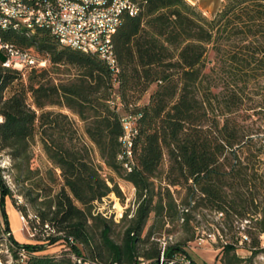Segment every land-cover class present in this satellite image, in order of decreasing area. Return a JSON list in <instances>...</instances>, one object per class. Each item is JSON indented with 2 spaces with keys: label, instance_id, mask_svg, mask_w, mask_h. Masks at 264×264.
Masks as SVG:
<instances>
[{
  "label": "trees",
  "instance_id": "trees-1",
  "mask_svg": "<svg viewBox=\"0 0 264 264\" xmlns=\"http://www.w3.org/2000/svg\"><path fill=\"white\" fill-rule=\"evenodd\" d=\"M135 2L138 15L124 14L113 36L118 72L97 54L62 46L47 28L0 30L3 44L48 61L46 68L29 72L36 80L28 91L35 109L27 103L25 89L6 98L23 73L4 68L0 61V150L9 151L12 159L27 157L29 142L38 130L44 152L64 180L52 204L54 210L51 212L49 202V211L39 216L44 231L52 227L61 235L34 245L19 244L11 234L5 200L13 195L0 176V233L8 235L13 264H140L142 260L158 264L157 246L140 254L138 245L147 243L155 224L179 215L169 187L159 194L154 189L165 156L169 162L167 185L187 191L185 217L192 202L193 208L204 206L241 220L258 214L251 210L256 198L249 176L256 165L240 152L257 138L260 127L255 129L256 121L246 126L239 118L245 111L251 112L246 119L257 115L264 121V98L250 99L249 105L245 102L246 93L264 82V0H224L213 19L186 0ZM51 64L76 67L79 73L74 80L55 84ZM154 85L146 105L130 102L129 97L143 95ZM112 98L115 107L110 105ZM53 106L65 107L85 122V133L105 165L136 189L139 204L121 244L111 238L108 220L93 213L94 202L111 193L121 196V191L102 177L85 146H65L64 140L71 142L75 135L73 124L65 123L66 116L45 111ZM120 109L137 118L132 158L125 155L121 142ZM151 214L156 223L148 229L146 240L142 236ZM90 221L102 223L96 248ZM257 223V236L250 246L253 255L264 252L259 250L264 213ZM61 241L78 260L39 255ZM181 246H169L164 256L186 254ZM223 250L229 255L235 247L226 245ZM233 260L241 262L236 255Z\"/></svg>",
  "mask_w": 264,
  "mask_h": 264
},
{
  "label": "rangeland",
  "instance_id": "rangeland-1",
  "mask_svg": "<svg viewBox=\"0 0 264 264\" xmlns=\"http://www.w3.org/2000/svg\"><path fill=\"white\" fill-rule=\"evenodd\" d=\"M192 6L198 8L205 17L213 19L221 10L224 0H186ZM210 54L209 58H212ZM50 76H52L53 83H67L74 80L79 70L72 66H61L55 68L52 64L49 68ZM52 72V73H51ZM31 73H23L20 80L6 92V98L11 96L15 91L25 89L27 92V103L33 109L32 95L29 91L31 83L36 82L32 80ZM155 90V85L152 86L143 95H135L134 98L129 97L130 102L144 106L149 102L150 95ZM117 90L114 91L113 97H117ZM246 104H250V99L264 98V82L256 90H251L246 93ZM259 94V95H258ZM113 99V98H112ZM114 100V99H113ZM245 108H247L245 106ZM125 109V108H124ZM120 109L119 113L125 117L128 113ZM259 110V109H258ZM45 111L52 112L54 115L66 116L65 123H72L74 129V137L70 142L68 139L64 140L66 147L81 148L85 146L89 150V155L94 166L99 170L103 178L107 180L109 185L113 187L116 184L121 191V196L116 193H111L107 197L93 203V213L95 216L107 219L112 228L111 238L117 243L121 244L123 241L125 230L129 225L130 219L134 216L137 210L139 201L135 187L127 182L124 178L116 172L108 168L102 160L97 147L89 140L85 133V122H83L76 114L65 107H46ZM38 115L40 111L37 110ZM251 113V112H249ZM245 111L240 113V121L247 125L255 124V129L260 127L257 138L253 143L244 148L240 155L242 158L248 157L254 163L255 171H249V176L252 178V186L255 200L253 211L258 214L253 216V219L241 220L236 216H226L215 210H210L204 206H196L192 202L189 215L184 216L187 200V191L181 187H171L167 185L165 180L169 167L168 158L165 156L162 166L159 170L157 178L154 179L155 193H164L169 187L176 205L179 215L174 219H166L165 221L155 224V214H151L147 228L142 236L146 239L148 229L152 225V236L147 240L146 244L140 243L138 245V252L140 254L149 251L152 246H157L160 249V259L163 264H169L170 261H177L183 257L192 259L197 263L206 264H225V262L235 263L233 255L241 259L237 264H264V252H258L253 255L250 251V246L254 243L257 236L258 223L263 217L264 213V121L259 120L260 116L247 118ZM61 119V118H58ZM261 125V126H260ZM9 151L0 150V176L5 181L6 185L12 191L13 198H7L11 201L15 209L21 217L25 215V223L27 226L28 237L31 240L30 244L48 243V237H56L58 234L55 228L47 229L46 231L40 225V213L48 212V205L51 202V212L54 210L52 204L56 201L58 194L64 186V180L60 169L53 163L43 149L41 134L37 130L34 138L29 142L28 156L21 159H12ZM158 198H155L156 203ZM79 206V205H78ZM24 209L25 213L22 212ZM125 214L128 217L125 219ZM52 216V215H51ZM22 221V220H21ZM15 224V222H14ZM91 231L94 234L92 241L93 247L100 245V233L102 230V223L100 221H90ZM30 226L35 228L31 231ZM45 229V228H44ZM35 235V236H34ZM259 250L264 251V236L260 237ZM182 245L186 254L179 253L172 258L164 256L166 249L169 246ZM226 245H233L235 252L225 254L223 248ZM70 248L64 242H58L53 246H47V250L39 255H49L57 259L71 258L72 261L78 260L73 258L70 253ZM84 253L90 256L89 250L84 248ZM182 257V258H181ZM82 262V260H79ZM80 262V263H81ZM14 260L10 252L8 235L3 231L0 233V264H13ZM140 264H151V261L142 260Z\"/></svg>",
  "mask_w": 264,
  "mask_h": 264
},
{
  "label": "built area",
  "instance_id": "built-area-1",
  "mask_svg": "<svg viewBox=\"0 0 264 264\" xmlns=\"http://www.w3.org/2000/svg\"><path fill=\"white\" fill-rule=\"evenodd\" d=\"M138 13L139 6L135 0H0V30L47 28L62 46L97 54L112 70L118 72L113 36L124 14L135 16ZM0 61L4 68L22 73L48 65L47 60H39L32 53L5 45L1 40ZM110 105L115 107L114 100ZM136 121L137 118L130 115L122 119L124 135L121 142L128 158L133 156ZM21 220L27 230L24 217ZM21 254H24V250H21ZM162 261L161 258L159 264H163ZM169 264H191V261L183 257Z\"/></svg>",
  "mask_w": 264,
  "mask_h": 264
},
{
  "label": "crops",
  "instance_id": "crops-1",
  "mask_svg": "<svg viewBox=\"0 0 264 264\" xmlns=\"http://www.w3.org/2000/svg\"><path fill=\"white\" fill-rule=\"evenodd\" d=\"M1 201V196H0ZM5 210L7 213V218L9 221L10 231L13 236V238L19 243V244H30L31 240L27 235V232L24 229V225L22 221L20 220V215L9 200H5ZM2 214V209L0 205V216ZM15 222V224H14Z\"/></svg>",
  "mask_w": 264,
  "mask_h": 264
},
{
  "label": "water",
  "instance_id": "water-1",
  "mask_svg": "<svg viewBox=\"0 0 264 264\" xmlns=\"http://www.w3.org/2000/svg\"><path fill=\"white\" fill-rule=\"evenodd\" d=\"M160 263V258L158 259V264Z\"/></svg>",
  "mask_w": 264,
  "mask_h": 264
}]
</instances>
